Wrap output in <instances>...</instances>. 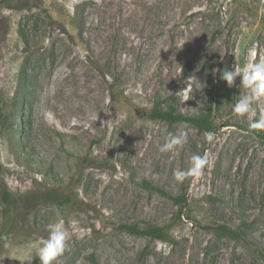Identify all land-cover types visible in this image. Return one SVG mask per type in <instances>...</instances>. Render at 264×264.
<instances>
[{"label":"rangeland","instance_id":"obj_1","mask_svg":"<svg viewBox=\"0 0 264 264\" xmlns=\"http://www.w3.org/2000/svg\"><path fill=\"white\" fill-rule=\"evenodd\" d=\"M261 59L264 0H0V264H42L57 221L70 239L54 264H264V128L250 126L264 98L251 120L234 113L237 77L233 102L211 103L218 71ZM155 107L210 110L217 127ZM170 133L186 141L160 152Z\"/></svg>","mask_w":264,"mask_h":264},{"label":"clouds","instance_id":"obj_2","mask_svg":"<svg viewBox=\"0 0 264 264\" xmlns=\"http://www.w3.org/2000/svg\"><path fill=\"white\" fill-rule=\"evenodd\" d=\"M221 75L222 79L227 82L229 87L235 85L237 77L242 78L241 84L249 89V92L248 94L240 96L233 105V112L242 116L246 115L251 120L256 115V109L253 107L254 103L264 98V59L250 62L243 69L235 66L232 69L226 68ZM250 126L252 128H264V114ZM208 139H212L211 133L208 134ZM185 141L186 136L181 138L170 133L166 141L159 147V151L168 152L176 145ZM206 159V156H193L194 169H199L206 163ZM187 175H189L188 171H177L174 173L178 181H182ZM47 227L49 235L47 239L42 242V246L38 247L37 255L42 264H54V262L58 261V257L66 250L67 242L70 239V233L63 221L50 223ZM72 227L73 230H75V226L72 225Z\"/></svg>","mask_w":264,"mask_h":264},{"label":"trees","instance_id":"obj_3","mask_svg":"<svg viewBox=\"0 0 264 264\" xmlns=\"http://www.w3.org/2000/svg\"><path fill=\"white\" fill-rule=\"evenodd\" d=\"M222 72L223 71L217 72L214 99L211 102L213 103V105H215L216 109H219L224 104L231 103L234 100V95L231 91V88L228 86L227 82L222 79ZM150 115L152 118L167 121L170 124H174L181 121L188 122L199 128L200 130L207 132L213 131L217 127V124L215 123L210 110L198 115H189L177 112L173 107H170L169 109L155 107L152 109ZM261 137L264 141V134H262ZM143 185L150 191H156L164 196L172 198L176 202V204L179 205L181 212L185 203V199L183 197L171 196V194H169L166 190L151 181L144 180ZM0 188L2 189L4 197L6 198L5 200L11 199V193L7 190L4 182H0ZM120 228H122L128 233L134 235H143L149 237L152 240H171L169 233L164 227L152 225L149 223L146 226H140L137 223H126L121 224ZM217 229H219L222 233L228 236H238L237 231L233 230L232 228L226 225H219Z\"/></svg>","mask_w":264,"mask_h":264}]
</instances>
